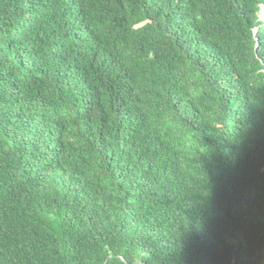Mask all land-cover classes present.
<instances>
[{
    "label": "trees",
    "instance_id": "1",
    "mask_svg": "<svg viewBox=\"0 0 264 264\" xmlns=\"http://www.w3.org/2000/svg\"><path fill=\"white\" fill-rule=\"evenodd\" d=\"M264 0H0V264H264Z\"/></svg>",
    "mask_w": 264,
    "mask_h": 264
},
{
    "label": "rangeland",
    "instance_id": "2",
    "mask_svg": "<svg viewBox=\"0 0 264 264\" xmlns=\"http://www.w3.org/2000/svg\"><path fill=\"white\" fill-rule=\"evenodd\" d=\"M260 16H261L262 18H264V10H263V8L260 10Z\"/></svg>",
    "mask_w": 264,
    "mask_h": 264
}]
</instances>
